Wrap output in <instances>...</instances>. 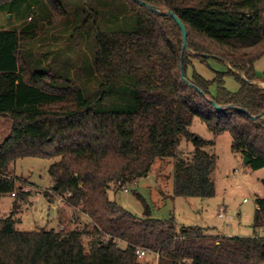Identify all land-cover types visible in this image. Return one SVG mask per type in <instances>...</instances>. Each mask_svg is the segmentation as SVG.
<instances>
[{
  "label": "trees",
  "instance_id": "16d2710c",
  "mask_svg": "<svg viewBox=\"0 0 264 264\" xmlns=\"http://www.w3.org/2000/svg\"><path fill=\"white\" fill-rule=\"evenodd\" d=\"M35 1L0 0V12H19ZM45 1L54 12L48 24L67 14L62 0ZM126 1L135 27L99 31L91 70L102 77L103 94L113 84L132 87L128 109L103 108V95L87 97L52 70L32 68L21 49L41 28L0 30V116L11 121L0 142V197H14L12 211L0 214V264H264V235H208L194 226L178 232L175 217H154L142 195L143 216L109 197L113 187L135 182L165 158L174 159L175 196L213 197L217 156L205 148L226 132L251 168H264V87L255 83V63L264 56V0H143L182 20L185 51L172 17ZM210 58L229 64L228 70L215 71L212 80L195 68L189 73L193 59L208 66ZM227 76L239 82L237 92L227 89ZM195 118L213 139L190 130ZM183 139L194 146L190 158L180 151ZM25 157H59L49 168L53 193L63 201L58 230L17 228L30 193L10 165ZM254 227L264 229V197L257 199ZM138 246L150 258L140 259Z\"/></svg>",
  "mask_w": 264,
  "mask_h": 264
},
{
  "label": "rangeland",
  "instance_id": "374dc122",
  "mask_svg": "<svg viewBox=\"0 0 264 264\" xmlns=\"http://www.w3.org/2000/svg\"><path fill=\"white\" fill-rule=\"evenodd\" d=\"M62 0L67 14L56 23L48 24L54 12L45 0L24 4L19 12H0V30H24L38 27L42 32L35 41L26 42L22 53L29 65L38 70H52L61 83L71 81L84 90L87 97L103 95L102 107L128 109L134 104L132 87L123 83L113 84L102 91L103 79L93 73L99 31L130 29L136 25L135 13H130L126 0ZM31 16V18H29ZM195 68L207 79L215 78V71H227L225 62L210 58L209 65L192 60L189 73ZM259 79L255 83L264 86V56L255 63ZM227 89L233 93L240 84L233 76L225 78ZM216 92V85L212 87ZM11 121L0 116V142L10 133ZM190 130L204 139H213V133L199 118H195ZM232 136L226 132L216 138L214 146L205 149L217 156V167L212 173L216 193L213 197H182L173 193L174 159H157L152 169L133 183H126L109 191L111 200L137 216H143L145 204L137 197L142 195L156 218L175 217L177 231L184 227H201L208 235L252 237L264 235L263 228H255L257 199L264 197V168L253 169L245 162L242 153L232 149ZM194 146L182 140L180 151L190 158ZM59 157H25L10 165L12 176L21 177L24 189L30 193L16 215L20 231L58 230L57 213L62 207V197L53 193L50 166ZM20 184V183H19ZM13 196L0 197V214L13 209ZM224 208V217L219 213ZM88 238H85V244ZM122 245H125L122 243ZM150 258V256H149Z\"/></svg>",
  "mask_w": 264,
  "mask_h": 264
},
{
  "label": "water",
  "instance_id": "95a60500",
  "mask_svg": "<svg viewBox=\"0 0 264 264\" xmlns=\"http://www.w3.org/2000/svg\"><path fill=\"white\" fill-rule=\"evenodd\" d=\"M135 2L145 6L146 8H148L149 10L153 11V12H156L158 14H167L169 15L170 17H172L175 22L179 25L180 29H181V32H182V38H183V51L185 50H188V41H187V28L185 26V24L182 22V20L172 11V10H168L167 12H164L160 7L158 6H154L152 4H149L143 0H134ZM183 62H184V57L182 56L181 58V69H182V74H183ZM229 66V64H228ZM213 104L215 105L216 109L217 110H223L224 107L217 104L216 102L212 101ZM227 108H235L237 109L238 111H241V112H245V113H248V111L242 107H234L232 105L230 106H227ZM264 113V111H263ZM245 162L248 163V159H245ZM56 188V186H55Z\"/></svg>",
  "mask_w": 264,
  "mask_h": 264
},
{
  "label": "built area",
  "instance_id": "2783aa9c",
  "mask_svg": "<svg viewBox=\"0 0 264 264\" xmlns=\"http://www.w3.org/2000/svg\"><path fill=\"white\" fill-rule=\"evenodd\" d=\"M224 208L221 209L219 216L224 217ZM135 254L140 258V259H146L150 256V251L147 248L144 247H136L135 249ZM159 254L156 253L155 257L158 258Z\"/></svg>",
  "mask_w": 264,
  "mask_h": 264
},
{
  "label": "crops",
  "instance_id": "0c3cea01",
  "mask_svg": "<svg viewBox=\"0 0 264 264\" xmlns=\"http://www.w3.org/2000/svg\"><path fill=\"white\" fill-rule=\"evenodd\" d=\"M264 87V86H263Z\"/></svg>",
  "mask_w": 264,
  "mask_h": 264
}]
</instances>
